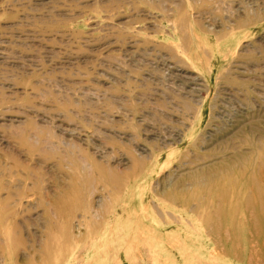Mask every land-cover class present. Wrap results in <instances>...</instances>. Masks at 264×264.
Returning <instances> with one entry per match:
<instances>
[{"label": "rangeland", "instance_id": "obj_1", "mask_svg": "<svg viewBox=\"0 0 264 264\" xmlns=\"http://www.w3.org/2000/svg\"><path fill=\"white\" fill-rule=\"evenodd\" d=\"M0 264H264V0H0Z\"/></svg>", "mask_w": 264, "mask_h": 264}]
</instances>
